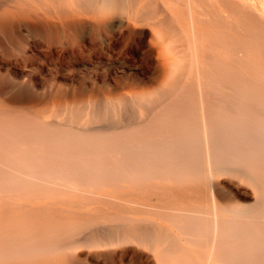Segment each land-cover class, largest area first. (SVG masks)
<instances>
[{
    "label": "bare ground",
    "instance_id": "obj_1",
    "mask_svg": "<svg viewBox=\"0 0 264 264\" xmlns=\"http://www.w3.org/2000/svg\"><path fill=\"white\" fill-rule=\"evenodd\" d=\"M0 264H264V0H0Z\"/></svg>",
    "mask_w": 264,
    "mask_h": 264
}]
</instances>
